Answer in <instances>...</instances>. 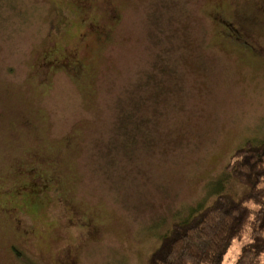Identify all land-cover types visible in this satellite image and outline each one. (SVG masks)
<instances>
[{
  "label": "rangeland",
  "instance_id": "rangeland-1",
  "mask_svg": "<svg viewBox=\"0 0 264 264\" xmlns=\"http://www.w3.org/2000/svg\"><path fill=\"white\" fill-rule=\"evenodd\" d=\"M251 139L264 0H0V264H145Z\"/></svg>",
  "mask_w": 264,
  "mask_h": 264
},
{
  "label": "trees",
  "instance_id": "trees-1",
  "mask_svg": "<svg viewBox=\"0 0 264 264\" xmlns=\"http://www.w3.org/2000/svg\"><path fill=\"white\" fill-rule=\"evenodd\" d=\"M228 37L239 39L231 31ZM226 172L242 185L240 194L220 193L208 206L174 223L145 264H220L231 242L244 231L249 241L233 264H260L264 253V141L247 140L233 152Z\"/></svg>",
  "mask_w": 264,
  "mask_h": 264
},
{
  "label": "flooded vegetation",
  "instance_id": "flooded-vegetation-1",
  "mask_svg": "<svg viewBox=\"0 0 264 264\" xmlns=\"http://www.w3.org/2000/svg\"><path fill=\"white\" fill-rule=\"evenodd\" d=\"M228 28H231L230 31H231V34L233 35V37H236L235 34L238 35V31L234 30V27H233L232 24H230V26H229ZM235 32H236V33H235ZM238 37H239V36H237V38H238Z\"/></svg>",
  "mask_w": 264,
  "mask_h": 264
}]
</instances>
